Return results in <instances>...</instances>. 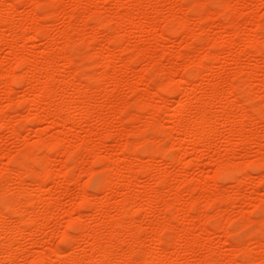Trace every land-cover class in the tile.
Listing matches in <instances>:
<instances>
[{"label": "rangeland", "instance_id": "374dc122", "mask_svg": "<svg viewBox=\"0 0 264 264\" xmlns=\"http://www.w3.org/2000/svg\"><path fill=\"white\" fill-rule=\"evenodd\" d=\"M0 244L262 264L264 0H0Z\"/></svg>", "mask_w": 264, "mask_h": 264}, {"label": "bare ground", "instance_id": "6f19581e", "mask_svg": "<svg viewBox=\"0 0 264 264\" xmlns=\"http://www.w3.org/2000/svg\"><path fill=\"white\" fill-rule=\"evenodd\" d=\"M39 33V32H38ZM39 35H40V33H39ZM38 36V35H37ZM36 37V36H35ZM27 59H25V61H26ZM47 60H49V58L47 59ZM24 62V61H23ZM23 62H21L22 64H23ZM26 62H28V61H26ZM25 62V63H26ZM49 62L51 63L52 62V60H49ZM52 65V64H51ZM53 82V81H52ZM51 82V83H52ZM49 86V85H48ZM47 88V87H46ZM50 90V89H49ZM48 90V91H49ZM48 93H46V95H47ZM45 95V96H46ZM50 95V94H49ZM46 98V97H45ZM48 99V98H47ZM184 106V105H183ZM184 108V107H183ZM38 117V116H37ZM204 119H205V117H204ZM190 131V130H189ZM209 131V130H208ZM211 131V130H210ZM185 132V131H184ZM183 132V133H184ZM191 132V131H190ZM209 133V132H208ZM184 134H186L187 135V133H184ZM197 134V133H196ZM47 169V168H46ZM49 169H47L46 171H48ZM45 174V173H44ZM44 178V177H43ZM95 184V183H94ZM96 186V185H95ZM9 209V208H8ZM74 239V238H73ZM73 241V240H72ZM1 245V244H0ZM7 246V245H6ZM2 247V246H1ZM3 248V247H2ZM4 249V248H3ZM10 251V250H9ZM105 251V250H104ZM6 252V251H5ZM56 256H55V258L52 260V263L53 264H63L64 263V259H63V257H61V255H60V253H56L55 254ZM12 256V255H11ZM104 257V256H103ZM69 258V257H68ZM108 258V257H107ZM47 258H46V256H41V259L40 260H38V262L39 263H41V264H43L42 262H44L45 260H46ZM67 260V262L68 261H70L69 259H66ZM75 260V259H74ZM71 261H72V259H71ZM103 262V261H102ZM107 262V261H106ZM46 263V262H45ZM105 263V262H104ZM108 263V262H107ZM68 264H69V262H68ZM70 264H80V263H77V261L75 262H71ZM93 264V263H92Z\"/></svg>", "mask_w": 264, "mask_h": 264}, {"label": "snow or ice", "instance_id": "6c2138e0", "mask_svg": "<svg viewBox=\"0 0 264 264\" xmlns=\"http://www.w3.org/2000/svg\"><path fill=\"white\" fill-rule=\"evenodd\" d=\"M237 264H240V262H237ZM244 264H248V262H244ZM262 264H264V262H262Z\"/></svg>", "mask_w": 264, "mask_h": 264}]
</instances>
